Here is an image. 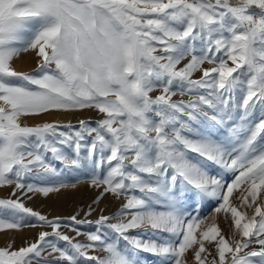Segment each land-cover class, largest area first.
<instances>
[{
	"label": "snow or ice",
	"instance_id": "6c2138e0",
	"mask_svg": "<svg viewBox=\"0 0 264 264\" xmlns=\"http://www.w3.org/2000/svg\"><path fill=\"white\" fill-rule=\"evenodd\" d=\"M30 49L42 58L38 77L11 66L14 57ZM205 63L216 66L203 68ZM195 72L202 73L199 79L192 78ZM177 89L189 99L173 101ZM157 90L160 95H150ZM85 108H96L105 118L95 127L80 121L79 128L67 131L56 123H20L22 116ZM257 111L258 120L253 118ZM209 122L238 137L230 162L227 147L205 131ZM262 139L264 0H0V187L15 184L44 196L58 191L24 182L33 171H43L41 180L58 174L47 159L50 153L66 168L91 166L92 186L127 199L118 214L100 215L95 231L86 234L96 242L89 244L74 243L59 231V218L48 220L21 198L0 199V230L21 229L25 217L41 222L27 226L52 229L28 247L0 248V264H141L128 245L170 264H182L185 252L199 245L194 258L205 264L204 241L216 243L218 264H227L226 254L231 264H258L255 257L264 262V207L256 206L246 219L229 206L230 195L242 184L248 185L243 199L249 208L264 190ZM190 153L238 175L231 183L228 177L210 176ZM193 190L222 199L215 210L231 213L241 236L234 246L215 225L196 237L201 222L186 220L182 211ZM135 192L141 195H129ZM144 227L168 236L140 240L128 235ZM121 240L127 242L124 247ZM253 244L259 248L245 251ZM96 250L107 255L88 254ZM45 252L58 255L48 260Z\"/></svg>",
	"mask_w": 264,
	"mask_h": 264
},
{
	"label": "rangeland",
	"instance_id": "374dc122",
	"mask_svg": "<svg viewBox=\"0 0 264 264\" xmlns=\"http://www.w3.org/2000/svg\"><path fill=\"white\" fill-rule=\"evenodd\" d=\"M38 50H29L27 52H22L19 56L14 57L11 61V66L17 72L30 74L38 77L40 75L38 65L42 63V58L37 55ZM46 51L50 52V49H46ZM162 53H157L160 55ZM20 59V60H19ZM191 57L189 56L187 59L182 60L178 68H182ZM13 64V65H12ZM17 64V65H16ZM20 64V65H19ZM229 66L232 65L231 61H228ZM215 64L205 63L203 68H212L215 67ZM51 69H55V65L49 66ZM197 75V76H196ZM201 72L193 73V76H196L193 79H199L201 77ZM235 75V74H234ZM15 82V81H14ZM160 91H154L150 93L151 96L155 97L160 95ZM108 99H114V97H108ZM189 97L187 95H180L179 90L177 89V95L172 97L173 101H187ZM88 110V111H87ZM87 111V112H86ZM83 113L84 115H89L88 117L77 119V116ZM91 115V116H90ZM101 115V116H100ZM261 113L257 111L254 113L253 118L258 120ZM104 114L98 112L96 108H85L82 110H76L71 112H63V111H51L48 113L40 114V115H29L22 116L20 118V123L22 126H40L44 123H56L61 126V130H68V126L72 128H79L80 121H85L89 125L95 127L97 123L104 119ZM236 124H239V121H236ZM206 132H210L211 136L214 140L220 143L222 146L227 147L230 156L226 155L225 160L230 162V159L234 157L237 153L231 151L233 147H238V137L233 135L231 130L225 126H213L212 123H208L206 128ZM89 140L91 137L88 138ZM242 139V136L240 137ZM261 144H264V139L260 140ZM191 158L198 162V164L210 175L214 176L223 181L224 177H228L229 183H231L235 176L238 175V171H233L231 169L225 168L222 165L215 163L213 161L207 160L204 157H200L195 153L189 154ZM47 159L51 161L53 167H55L58 171V174H47L45 179L41 180L37 177L45 176L43 171H33L29 173L25 178V183H32L34 185L40 187H58L60 192H63L67 195H78V197L71 201L68 205V210L71 211V215H60L57 211L52 212L53 210L48 207L43 206L41 200L46 197L41 193L31 192L28 193L27 189H16L15 184L2 186L0 187V199H17L21 198V202L24 204L26 208L31 209L32 211L38 212L41 215H44L48 220H56L59 218L62 227L59 229L64 235H67L73 238L74 243L81 244H89L96 243L91 242L87 238V233L95 231V221L100 217V215L105 216H114L118 214L123 206L127 203V199L125 196H120L119 198L113 196L111 193H104L103 186H92L91 178L94 174V170L91 166L81 170V172L77 175L70 176L72 174L73 169L66 168L63 164L58 161L52 160L51 154H47ZM115 163V162H113ZM127 163V162H126ZM107 165H105V168ZM96 175H100L101 171H96ZM64 185V186H61ZM69 187V188H68ZM247 188L248 185L242 184L239 189H234L233 193L229 197V206L236 207L242 213H245L246 219L251 218L254 215V210L256 206L264 207V190H261L256 204L251 208L247 207L244 203V197L247 196ZM15 192L16 195L13 196L12 193ZM57 192V191H54ZM51 192V193H54ZM25 193H27L25 195ZM49 193V195L51 194ZM140 196L139 192L130 193L129 195ZM226 194V188L221 195ZM189 199L185 202V206L182 209L184 217L186 220L196 219L200 221L199 227L195 230V235L199 239L201 233L207 231L208 228L213 225L217 226L220 230V235L224 236L230 244H233L234 240H240V233L234 228L233 218L230 212L221 211L219 213L216 212V208L223 202L219 196L217 197H201L198 195L195 190L189 193ZM99 198V200H98ZM98 200V202H96ZM104 200V201H102ZM100 201L103 204H100ZM249 203L251 202V197H248ZM91 209V215H87L89 210ZM135 211V210H133ZM73 212V213H72ZM76 217V222L71 220V217ZM129 217H124L127 219ZM259 220V217H257ZM83 221L84 223H79ZM110 223H116L117 220H111ZM246 222V221H245ZM23 223L26 225L19 230H0V243L1 248H13L17 242L21 238L20 236H27V233L30 229H44L43 232L51 233L52 229L50 227H30L28 224H37L39 225L41 222L37 221L33 217H25ZM79 229L81 235H77L76 231L73 229ZM105 232H108V229H104ZM4 235V236H3ZM113 236L115 234H112ZM128 235L134 236L140 240H161L168 236L167 233H160L157 230H153L150 227L137 228L129 231ZM39 234L36 238L38 240ZM49 240H53L54 237L49 236ZM219 237H217V240ZM23 241V239H21ZM20 240V241H21ZM60 245H64L66 242L58 241ZM127 242L121 240L120 246L124 247ZM204 246L206 249L205 253H201L202 259L206 257L205 264H211V261L215 259L218 264V253H217V245L215 242L204 241ZM234 246V244H233ZM23 248V247H22ZM259 245L253 244L250 248L245 249V251H252L253 249H258ZM199 245H193V247L187 250L182 259V264H197L195 260V253L198 251ZM129 252H136L137 258L140 259L141 264H170L169 261L164 260V258L152 255L150 253H146L143 251L135 250L131 245H128ZM90 256H97L103 258L107 255V253L102 250L89 251ZM58 254H54L53 256H49L48 253L43 256V258L52 260ZM243 255V253H241ZM227 264H231V254H226ZM257 261L258 264H264V262L260 261L259 257L252 258ZM61 264H66V262H61Z\"/></svg>",
	"mask_w": 264,
	"mask_h": 264
},
{
	"label": "bare ground",
	"instance_id": "6f19581e",
	"mask_svg": "<svg viewBox=\"0 0 264 264\" xmlns=\"http://www.w3.org/2000/svg\"><path fill=\"white\" fill-rule=\"evenodd\" d=\"M196 76H192V78H195ZM88 116H89L88 114L84 115L83 113H80L77 116V119L80 120V118H84V117H88ZM80 172H81V170L77 169V170L73 171L72 174H70V176L77 175ZM77 197H78V195H67V194H64L63 192L57 191V192L51 193L50 195L44 197L41 200V203L43 204V206L45 205V207H48L50 210L52 209L53 210L52 212L57 211V213H59L60 215H71V211L68 210V205L71 201L75 200ZM102 201H104V200H102ZM102 201H100V204H103ZM43 231H44V229H39V230L30 229L27 233V236L25 235L24 237L23 236L19 237V238L23 239V241L20 239L21 241L19 240V242H17V244L11 250H18L22 247H28L30 244L36 242V238H37L38 234H40ZM0 248H1V243H0ZM46 254H47V252H45L43 254V256H45Z\"/></svg>",
	"mask_w": 264,
	"mask_h": 264
}]
</instances>
